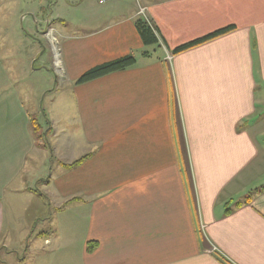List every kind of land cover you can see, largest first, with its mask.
<instances>
[{"label": "crops", "instance_id": "crops-1", "mask_svg": "<svg viewBox=\"0 0 264 264\" xmlns=\"http://www.w3.org/2000/svg\"><path fill=\"white\" fill-rule=\"evenodd\" d=\"M140 4L161 48L144 45L137 0H79L72 28L58 0L45 34L70 90L50 93L47 147L20 93L18 44L0 41V264H264V0ZM130 53L136 66L76 83Z\"/></svg>", "mask_w": 264, "mask_h": 264}, {"label": "rangeland", "instance_id": "rangeland-1", "mask_svg": "<svg viewBox=\"0 0 264 264\" xmlns=\"http://www.w3.org/2000/svg\"><path fill=\"white\" fill-rule=\"evenodd\" d=\"M57 2L58 0H4V2L0 4V19L3 18V20H6V23L9 25H12L13 19H15L17 23L15 29L17 33H14L12 37H6L4 33H2L0 34V41L5 39L3 44H18V50L20 52L18 55L16 54L15 63L20 66V76L24 70L25 78V84L19 86L20 93L30 109L33 119H37L41 126L40 133L50 128V125L49 127L47 126L48 115L45 114L48 107L52 105V101L55 97L50 93L54 92L58 87L60 88V93H66L70 90V88L61 85L62 76L60 75L58 65L55 67V62L57 63L58 58L57 41L53 40V44L56 46L54 55V48H52V44L45 34L49 25L47 20L49 16L54 13H52V11L55 9ZM63 2H66V5ZM60 4L61 6L57 11L62 12V17L65 18L68 27L72 28L76 26L79 23V0H60ZM76 5H78L77 8H75ZM33 14L38 20L37 23L34 21ZM56 14L57 13L54 14V17H57ZM0 24L2 23L0 22ZM29 60H31L33 66H27ZM34 63L38 68L36 71H33ZM21 67L24 68L21 69ZM57 80L60 83L56 84ZM44 89H46V91H43ZM48 93L49 95H47ZM45 95H47V97H45ZM259 110L263 111L264 105L261 109L259 108ZM34 133L36 135L35 137H37L39 131L34 130ZM53 133L52 130L48 138L51 137V139H54ZM43 139L45 140V137H43ZM44 152L45 155H49L48 151L45 150ZM38 163L39 161L36 167ZM32 164H35V162H32ZM43 173L44 170L43 172L40 170L35 172L36 175L42 174L41 176H43ZM43 178L46 179L47 177L45 176ZM24 182L29 185V178H26ZM13 188L14 187H12V189ZM32 189H39L40 191L45 189V185L41 178L37 180L36 184L33 183ZM252 193L253 190L249 191L244 197H249ZM244 197H241V199ZM6 216L9 217L10 215L7 213Z\"/></svg>", "mask_w": 264, "mask_h": 264}, {"label": "trees", "instance_id": "trees-1", "mask_svg": "<svg viewBox=\"0 0 264 264\" xmlns=\"http://www.w3.org/2000/svg\"><path fill=\"white\" fill-rule=\"evenodd\" d=\"M150 20L145 19L144 17L138 16V18L136 19V27L137 30L144 42L145 46H153V45H158V48H161L162 45H159L160 41H159V37L157 35V27L154 26L152 24V22H149ZM236 27L235 26H227L225 28L216 30L202 38H198L194 41H191L189 43L183 44L177 48L174 49V53H178L181 51H184L186 49L189 48H193L197 45H200L204 42H207L209 40H212L214 38L220 37L222 35H225L231 31H233ZM157 49V48H156ZM156 49H154L156 51ZM154 50H150V51H143V57L147 58L150 57V54L155 52ZM138 59L135 53H130L124 56H121L119 58L110 60V61H106L103 62L101 64H98L92 68H90L89 70H87L86 72H84L77 80L76 83L77 84H81V83H86L88 81L94 80L96 78L102 77L104 75H107L109 73H113V72H117V71H121V70H125L131 67H134L137 65ZM50 123L49 121L47 122V126L49 127ZM31 126L33 128V131H39L37 138L40 139L41 137V142L47 147L48 145V135L52 132V128L50 126V128L48 130H44L43 133H40L41 130V126L39 125L37 119H32L31 122ZM43 137H45V140L43 139ZM44 141V142H43ZM90 156V154H86L83 155L81 157H79L78 159L74 160L71 163H63V165L67 168V169H75L78 166H80L84 161L87 160V158ZM42 180V179H41ZM47 180H42L43 183H45ZM34 191L38 192L41 195H44L43 191H40L39 189H33ZM251 199V196H249L248 198H246L245 200L241 201V202H237L236 206H241L244 202H249ZM231 209H229L230 211ZM92 243V242H90ZM93 245L89 246V251H92L96 245L97 242H93ZM225 259V258H224ZM226 260V259H225ZM227 263H229L226 260Z\"/></svg>", "mask_w": 264, "mask_h": 264}, {"label": "built area", "instance_id": "built-area-1", "mask_svg": "<svg viewBox=\"0 0 264 264\" xmlns=\"http://www.w3.org/2000/svg\"><path fill=\"white\" fill-rule=\"evenodd\" d=\"M110 1H114V0H99V2L101 4H106V3L110 2ZM137 1H138V5H139V9H138V12H137L138 16L144 17L145 19L149 20V18L146 15V7L145 6H142L140 4V0H137ZM173 58H174V55L172 53L166 52V59L167 60L172 61ZM211 251L220 252L217 246H213V248L211 249Z\"/></svg>", "mask_w": 264, "mask_h": 264}]
</instances>
